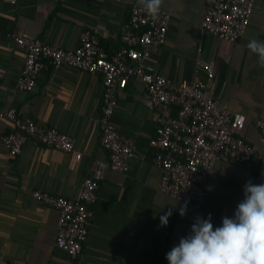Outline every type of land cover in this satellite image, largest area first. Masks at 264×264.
Masks as SVG:
<instances>
[{
    "label": "crops",
    "instance_id": "1",
    "mask_svg": "<svg viewBox=\"0 0 264 264\" xmlns=\"http://www.w3.org/2000/svg\"><path fill=\"white\" fill-rule=\"evenodd\" d=\"M140 0H0V110L14 107L19 115L57 127L71 135L74 153L29 139L10 156L0 148V264H168L165 256L188 234L197 217L212 213L214 227L231 216L243 199L244 185L264 183V147L256 119H264V64L246 45L264 42V0L255 7L244 34L230 42L201 33L202 0H162L170 14L163 44L153 50L157 71L173 82L191 81L198 73L218 101L246 116L240 135L253 149L247 163L217 162L206 183L202 209L187 205L184 217L176 199L158 190L161 170L151 161L150 137L159 130L158 110H150L141 83H117L113 128L135 140L138 150L126 172L106 166L98 118L102 76L75 68L41 71L35 88L19 90L16 80L25 52L14 46L13 34L27 33L50 44L73 49L84 29L95 31L109 52L121 46L120 35L130 6ZM200 48V51H198ZM211 62L212 73L197 72L196 59ZM12 129L0 119V133ZM97 178V199L82 251L76 258L55 247L57 211L35 199L40 189L77 199L83 179ZM166 227L159 217L176 206Z\"/></svg>",
    "mask_w": 264,
    "mask_h": 264
},
{
    "label": "built area",
    "instance_id": "2",
    "mask_svg": "<svg viewBox=\"0 0 264 264\" xmlns=\"http://www.w3.org/2000/svg\"><path fill=\"white\" fill-rule=\"evenodd\" d=\"M16 3L17 0H7ZM201 33H211L226 41H236L245 32L255 7V0H202ZM170 14L160 8L151 15L143 4L130 6L129 19L121 35V46L109 53L100 43L97 33L84 29L79 44L66 49L50 44L27 33L13 34L14 46L25 52L23 68L16 80L19 90L30 92L36 86L39 73L48 67L65 66L102 76V98L98 118L101 146L108 152L106 164L111 170L126 172L138 150L135 140L119 134L111 123L120 80L141 83L150 110H158L159 130L150 137L154 150L152 163L160 168L158 190L185 204L202 209L206 183L217 162L247 163L253 149L240 131L246 116L221 104L215 93L207 89L198 73L191 81L173 82L157 71L153 50L163 44L169 29ZM264 43V42H263ZM200 51V48H198ZM197 72L213 71L211 62L196 59ZM0 119L12 125L0 133V148L10 156L18 155L29 139L63 152L83 155L76 149L71 135L57 127L21 116L14 107L0 110ZM259 140L264 147V119H256ZM99 181L83 179L77 199H68L34 189L35 199L54 208L58 213L55 247L71 258L80 255L92 217V204L97 199ZM212 213L207 212L206 218Z\"/></svg>",
    "mask_w": 264,
    "mask_h": 264
},
{
    "label": "clouds",
    "instance_id": "3",
    "mask_svg": "<svg viewBox=\"0 0 264 264\" xmlns=\"http://www.w3.org/2000/svg\"><path fill=\"white\" fill-rule=\"evenodd\" d=\"M144 8L156 16L162 0H140ZM246 47L264 64V43L250 40ZM176 206L159 217L166 227ZM179 215L187 213V202L179 207ZM168 264H264V183L247 182L243 199L231 216H224L219 226L213 225L211 214L197 217L187 235L166 253Z\"/></svg>",
    "mask_w": 264,
    "mask_h": 264
}]
</instances>
